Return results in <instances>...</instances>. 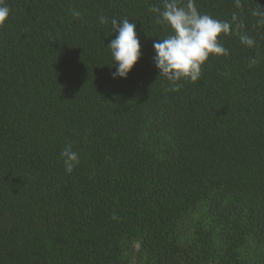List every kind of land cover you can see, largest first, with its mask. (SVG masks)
<instances>
[{
  "label": "trees",
  "instance_id": "1",
  "mask_svg": "<svg viewBox=\"0 0 264 264\" xmlns=\"http://www.w3.org/2000/svg\"><path fill=\"white\" fill-rule=\"evenodd\" d=\"M0 3V264H264V0H195L228 55L178 91L152 60L163 0ZM112 17L141 44L126 79Z\"/></svg>",
  "mask_w": 264,
  "mask_h": 264
},
{
  "label": "clouds",
  "instance_id": "2",
  "mask_svg": "<svg viewBox=\"0 0 264 264\" xmlns=\"http://www.w3.org/2000/svg\"><path fill=\"white\" fill-rule=\"evenodd\" d=\"M156 22L166 24L170 28V34L163 39L156 40L152 47V58L159 77H164L174 87L172 91H178L181 80L197 82L202 76V65L208 60L210 54L228 55V50L219 42L221 34H229L232 24L228 21L215 19L209 14L201 13L195 4V0H163V10L155 8ZM10 14V8L0 3V26H3ZM254 16L260 17L259 22L264 24V10L253 11ZM74 18H80L81 13L73 10ZM101 24L109 23V18L99 17ZM232 20L236 21L235 14ZM111 32L115 33L107 47L110 49L112 66L115 71L112 78L126 79L128 73L138 62L141 56V44L136 31V23L127 18L110 19ZM238 27L241 25H237ZM241 42L248 47L255 45V40L248 35L240 36ZM255 59L250 60L249 67L255 65ZM66 173L70 174L79 165V154L73 150L72 145L66 144L61 152Z\"/></svg>",
  "mask_w": 264,
  "mask_h": 264
}]
</instances>
